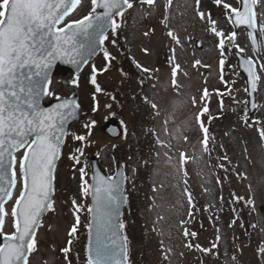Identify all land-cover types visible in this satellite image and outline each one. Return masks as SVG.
<instances>
[{
  "label": "rangeland",
  "instance_id": "obj_1",
  "mask_svg": "<svg viewBox=\"0 0 264 264\" xmlns=\"http://www.w3.org/2000/svg\"><path fill=\"white\" fill-rule=\"evenodd\" d=\"M223 3L232 7L238 5L237 0H222L221 5H217L215 0H199V3L197 0H154L152 6L137 4L126 12L119 29L129 53L128 57L125 55L126 61L122 56L117 57L114 67L111 64V68L104 70L105 64L101 63L103 53L93 59L97 60L95 64L99 72L95 75L102 91L96 92V87L88 85L92 76L91 63L84 68L78 77V100L85 110L86 119L71 124L62 147L54 181L55 211H48L41 221L36 237L39 252L31 257L33 264L37 260L40 264H67L59 248L68 247L70 239L73 241L71 247L76 250L68 254L71 264H85L81 254L83 247H79L81 240L82 243L85 240L88 197L81 195L79 169H86L85 180L88 181V157L95 154L107 173L112 175L118 162H123L126 175L133 177L138 156L132 153V148L141 142L145 133L142 124L145 122H154L158 146L150 176L152 191L150 187L146 188L152 193L149 197L140 198V193L135 192L133 197L137 203L136 215L142 222L131 226L130 213L127 216L128 229L134 240L136 236L137 240L139 238L138 243L132 245L134 264H257L256 258L262 259L257 252L264 247V211L259 209L264 205V139L259 135L258 125L247 127L242 119L246 113V95L243 78L237 71L234 57L230 56L232 49L237 48L252 58L260 77L256 91L258 108L250 115L252 121H264V73L246 31L242 28L234 30L226 15L229 10L222 6ZM90 9L91 0H82V7L72 14L71 19L81 18ZM256 11L264 14V3L259 4ZM199 12L205 14L204 19ZM209 14L211 20L218 22L216 26L223 31L224 37L218 38L211 31ZM261 23L264 20L258 19L257 27ZM169 31L178 38L179 44L168 35ZM233 32L237 33L233 44L226 47L222 57L217 47L219 39H226ZM196 40L200 41V47L195 46ZM105 47L116 54L111 34ZM260 53L264 59V48ZM221 58L225 61L223 76L228 81L227 85L221 79ZM121 60L126 63L122 71L117 68ZM133 60L141 65L142 73ZM196 60L201 63L195 65ZM129 63L140 75L135 76L130 71ZM175 65H179V69L174 77L172 68ZM144 68L150 71L145 73ZM205 69L209 71L208 77L204 76ZM174 78L178 87L173 84ZM62 79L69 81L73 78L68 74L53 78L51 90L58 95L67 94ZM229 89H232L231 96L228 95ZM205 90L207 96L204 95ZM106 91L115 97L113 104L109 103L113 98ZM144 97L155 104L157 110L146 103ZM94 107L98 109L95 112ZM205 108L208 111L203 112L200 118L204 127L210 120L209 134L214 138V146L210 142L208 152L202 150L204 134L197 122V115ZM134 112H140L136 116L147 114L148 119L140 123L135 117L131 123ZM112 113L123 120L124 130L120 139H110L99 129V125ZM92 120L96 124L91 129L85 128L84 124ZM74 132L87 136L88 143L71 139ZM81 147L84 155L76 164L69 159V153ZM182 153L186 154L184 161ZM20 155L22 152L18 153ZM218 162L223 165L222 169ZM137 178L135 175L126 185L129 183L133 189ZM19 190L18 185L14 195H18ZM239 195L251 199L253 205L242 206L245 202L237 200ZM73 198L83 209L79 213L82 223L78 225L82 233L76 239L68 233L76 223ZM13 203L14 200L6 206L9 213ZM236 206H240L242 214L247 215L245 227L231 212ZM247 227L255 230L253 239L241 233V229L245 231ZM12 231L9 215L4 232ZM142 238L151 253L145 252L143 242L140 243ZM189 244L200 245L201 249L190 248ZM213 245L218 247L211 254L202 251ZM217 255L218 258H214ZM262 261L264 263V259Z\"/></svg>",
  "mask_w": 264,
  "mask_h": 264
},
{
  "label": "snow or ice",
  "instance_id": "obj_2",
  "mask_svg": "<svg viewBox=\"0 0 264 264\" xmlns=\"http://www.w3.org/2000/svg\"><path fill=\"white\" fill-rule=\"evenodd\" d=\"M215 3L221 5L222 0H215ZM238 3L239 7L227 3L222 6L229 10L226 15L237 28L242 26L248 30L253 51L259 57L264 39L258 42L256 33L259 32L260 37L264 38V23L259 27L257 23L258 19L264 20V14L258 13L256 9L264 0H238ZM137 4L152 6L154 0H91L90 11L80 19H71V16L82 7V0H0V264H33L31 257L39 252L37 229L41 226L43 215L55 211L52 194L56 162L61 156L65 138L69 135L67 126L77 118L80 109L74 96L66 98L51 90L57 63L74 67L76 75L71 81L64 82L72 86L78 85L82 66L89 64L98 51L103 53L105 61L110 65L116 58L107 50L105 43L111 34L112 45L119 46V29L123 17ZM198 14L204 19V13ZM209 19L211 31L218 38L224 37L223 31L216 26L218 22L211 20L210 14ZM236 34L233 32L226 39H219L217 47L222 57L226 47L233 44ZM168 35L177 44L180 43L171 31ZM133 63L136 68H141L135 60ZM200 63L199 60L194 62L195 65ZM219 63L221 79L227 85L228 81L223 76L224 59L221 58ZM260 63V70L264 71V59ZM169 64H172L171 58ZM254 64L252 58H242L238 63L242 74L246 75L245 91L249 96L242 119L247 127L259 125L257 130L264 139V121L250 119L251 113L258 108L254 94L260 82ZM178 69L179 65L172 68L174 77ZM104 70H107V66ZM142 70L145 73L150 71L147 68ZM92 71L90 82L96 86V92H100L102 89L97 84L95 65ZM173 84L177 85L175 78ZM231 94L232 89H229L228 95ZM204 95H208L207 90ZM45 99L52 101L47 107L43 104ZM143 99L157 110L155 104L150 103L146 97ZM97 110L93 108L94 112ZM206 111L208 109L205 108L197 115V122L204 134L202 150L208 152L209 143L214 146V138L208 135L209 130L200 118ZM95 124L96 121L92 120L85 123L84 127L91 129ZM72 138L88 143L85 135L72 134ZM21 152L23 154L18 156ZM83 155L82 147L75 148L69 153V159L79 164ZM181 156L184 161L186 154L182 153ZM224 159L227 160V156ZM125 167L118 166L114 176H105L95 171L91 183L85 180L86 169H79L81 195L90 197L92 201L87 207L90 218L85 225L88 232L85 264H132L127 223L122 217L123 209L130 207L126 182L134 179L136 170L133 169V177H129L125 174ZM18 185L19 195H14ZM13 200L15 202L9 213L6 206ZM237 200L243 198L237 197ZM72 204L76 223L69 231L70 237L77 233L81 223L79 213L83 211L75 198ZM250 205H253L251 199L245 202V207ZM9 215L13 231L5 233L4 226ZM72 242L70 239L69 246L61 249L67 264H71L68 254ZM188 247L201 249L200 245L189 244ZM217 247L213 245L202 251L211 254ZM258 254L264 259V247L258 249ZM214 258H218V255ZM36 264H40V261L37 260Z\"/></svg>",
  "mask_w": 264,
  "mask_h": 264
},
{
  "label": "trees",
  "instance_id": "obj_3",
  "mask_svg": "<svg viewBox=\"0 0 264 264\" xmlns=\"http://www.w3.org/2000/svg\"><path fill=\"white\" fill-rule=\"evenodd\" d=\"M125 61H126V57H125ZM124 64V63H122ZM130 71L133 73H137L134 69H132L131 64L129 63V67ZM140 112H134L132 113V119L133 121L136 120L135 117H138L140 121V123H142L143 121H146L148 118L146 117L147 114H140V116H136L137 114H139ZM149 115V114H148ZM136 121V122H138ZM142 125H144L145 128V133H143L142 136V140L141 142H139L134 148H132V153L137 154L138 159L137 161L139 162V167L136 168V177H138V181L136 186L133 189L127 188V192L129 194L130 197V207H125V211L123 214V219L126 221L127 223V235L129 237V244H130V259L132 261V264H134V259H133V255H132V245L133 243H138L139 238L137 240V236L134 240L133 237V233H131V231L128 229V222H127V216L128 213H130V217H131V226L132 225H138L141 221L140 217L136 215V201H133V197L135 192H139L140 193V198H143L145 196V194L147 193V189L149 188V175H150V171H151V167L153 166V161H152V157L154 155L155 152V147H156V139H155V135H154V125L152 122H145ZM149 129H151L152 131H148ZM143 141V143H142ZM148 162L147 165L145 164V162ZM134 205V207H132ZM232 212L235 218H239L240 221V225L242 227H245V223H246V214H242L241 210H240V206H236L232 208ZM144 229V228H142ZM144 231V230H143ZM245 234H249L251 235V238L254 237L255 234V230H253L251 227H247V229L245 230ZM145 236V235H144ZM143 242V247H145V252L151 253L148 250V247H146L145 239L143 241V238L140 240V243ZM142 253H139L140 259L142 257ZM258 263L257 264H264L262 259H258L257 260Z\"/></svg>",
  "mask_w": 264,
  "mask_h": 264
},
{
  "label": "water",
  "instance_id": "obj_4",
  "mask_svg": "<svg viewBox=\"0 0 264 264\" xmlns=\"http://www.w3.org/2000/svg\"><path fill=\"white\" fill-rule=\"evenodd\" d=\"M240 6V5H239ZM234 27H235V29L237 28V26L234 24ZM245 28V27H244ZM246 29V28H245ZM247 30V29H246ZM247 32H248V30H247ZM250 40H251V38H250ZM251 43H252V40H251ZM196 44L198 45V46H200V44H199V42L197 41L196 42ZM252 45H253V43H252ZM235 55H236V58H237V66H238V63L241 61V59L242 58H245L244 56H242L240 53H238V52H235ZM58 69H62V70H64V71H66V70H71L72 72H74L75 73V69H74V67L72 66V65H68V64H64V63H61V62H58L57 63V65H56V67H55V69H54V72H56ZM238 69H239V71L242 73V70L238 67ZM207 71H206V75H207ZM76 74V73H75ZM244 75V79H245V81H246V75L245 74H243ZM246 84H247V82H246ZM248 95V94H247ZM75 97V99H76V96H75V93H74V91L72 92V94H71V96L69 97V98H71V97ZM248 100H249V96H248ZM52 101H49V102H47V103H43L44 104V106L45 107H47V106H49V104L51 103ZM72 122V121H71ZM69 125V124H68ZM68 127V126H67ZM101 130H103L104 132H106L108 135H110V136H112V137H116L117 135H118V133H119V131H120V129L118 128V126H117V123L115 122V121H113V120H107L101 127ZM109 129H111V132L109 131ZM120 165H122V164H120ZM119 165V166H120ZM90 169H91V176H90V183L92 182L91 181V177H92V175H93V173L95 172V171H99L102 175H105V176H107L106 174H104V172L100 169V167L98 166V164H97V160H96V158L95 157H91L90 158ZM117 170H118V168H117ZM117 170L115 171V173L117 172ZM89 200H90V204H91V198L89 197ZM90 218V217H89ZM0 242H2V239H0ZM87 243H88V235H87V239H86V244H85V250H86V246H87Z\"/></svg>",
  "mask_w": 264,
  "mask_h": 264
}]
</instances>
